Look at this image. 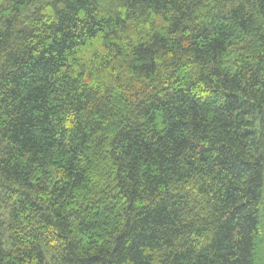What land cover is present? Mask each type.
<instances>
[{
  "label": "trees",
  "instance_id": "16d2710c",
  "mask_svg": "<svg viewBox=\"0 0 264 264\" xmlns=\"http://www.w3.org/2000/svg\"><path fill=\"white\" fill-rule=\"evenodd\" d=\"M0 264H264V0H0Z\"/></svg>",
  "mask_w": 264,
  "mask_h": 264
}]
</instances>
